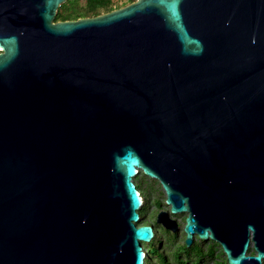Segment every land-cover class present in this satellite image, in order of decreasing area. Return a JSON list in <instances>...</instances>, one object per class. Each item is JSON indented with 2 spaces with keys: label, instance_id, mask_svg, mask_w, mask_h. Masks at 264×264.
Segmentation results:
<instances>
[{
  "label": "water",
  "instance_id": "obj_1",
  "mask_svg": "<svg viewBox=\"0 0 264 264\" xmlns=\"http://www.w3.org/2000/svg\"><path fill=\"white\" fill-rule=\"evenodd\" d=\"M65 1L0 0V264H144L140 173L183 248L263 264L264 0Z\"/></svg>",
  "mask_w": 264,
  "mask_h": 264
},
{
  "label": "trees",
  "instance_id": "obj_2",
  "mask_svg": "<svg viewBox=\"0 0 264 264\" xmlns=\"http://www.w3.org/2000/svg\"><path fill=\"white\" fill-rule=\"evenodd\" d=\"M132 1L134 0H127L129 3ZM116 8H119V6H116L113 0H66L57 9L55 20H75L82 16L93 17ZM136 188L142 197V207L139 210L140 218H142L140 224L151 225L153 227V236L151 240L144 245V253H146L144 264H227V259L224 257L225 254L223 251L221 252L222 258H220L221 255L215 257L214 246L220 247L218 243L210 242L204 249L199 243H192L190 246L183 248V232L181 235L183 239L182 244L176 245L177 234L174 235L162 227L156 226L154 221H144L145 212L147 211V199L146 195L143 194L144 189L147 191V189L155 190V188H158L160 193H162V189L158 181L151 178L150 182L146 184V187L139 182ZM155 204L160 207L159 201L156 200ZM155 228H159L163 237H159L160 234L157 233Z\"/></svg>",
  "mask_w": 264,
  "mask_h": 264
},
{
  "label": "rangeland",
  "instance_id": "obj_3",
  "mask_svg": "<svg viewBox=\"0 0 264 264\" xmlns=\"http://www.w3.org/2000/svg\"><path fill=\"white\" fill-rule=\"evenodd\" d=\"M113 2L116 6H119V7H122L124 4L128 3L127 0H113ZM139 182H141V184L146 187V184H148V182H150V178L143 175V173H140L138 176H136L133 179V183L135 184V186H137V184H139ZM161 192L162 193H160V190H158V188L157 189L155 188V190L154 189H151V190L147 189V191L144 189L143 194L146 195V199H147V211L145 212L144 221H146V222H153L154 221L155 222L157 220V215L160 211H162V210L169 211L170 210V206H167L164 204L165 196H164V193L162 190H161ZM156 200L159 201L160 207H158L155 204ZM186 216H187V214L172 215L173 218L178 220L177 223H178V226L180 229V231L177 234L176 245L182 244L183 239L181 236L182 235L181 228L184 224ZM156 226L161 227L160 225H157V224H156ZM155 230L157 231L158 234H160L159 237H163L162 236L163 234H161L159 228H155ZM210 242H213V241H211V240L202 241V240H199L197 238L194 240L193 243H199L200 246L204 249L210 244ZM145 244H147V243H142L143 249L145 248L144 247ZM248 250H249L248 251L249 254H251V255L255 254V251L252 250V243H250ZM144 251H145V249H144ZM214 251L216 254L215 257H219V255H221L222 251H221L220 247L214 246ZM224 257H226V256L224 255ZM220 258H222V255Z\"/></svg>",
  "mask_w": 264,
  "mask_h": 264
},
{
  "label": "flooded vegetation",
  "instance_id": "obj_4",
  "mask_svg": "<svg viewBox=\"0 0 264 264\" xmlns=\"http://www.w3.org/2000/svg\"><path fill=\"white\" fill-rule=\"evenodd\" d=\"M195 239H197V236H194V238H193V242H194ZM199 240H200V239H199ZM200 242H201V241H200Z\"/></svg>",
  "mask_w": 264,
  "mask_h": 264
}]
</instances>
